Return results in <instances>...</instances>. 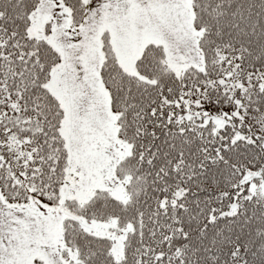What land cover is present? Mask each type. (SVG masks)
Listing matches in <instances>:
<instances>
[{
  "label": "snow or ice",
  "instance_id": "obj_1",
  "mask_svg": "<svg viewBox=\"0 0 264 264\" xmlns=\"http://www.w3.org/2000/svg\"><path fill=\"white\" fill-rule=\"evenodd\" d=\"M0 264H264V0H0Z\"/></svg>",
  "mask_w": 264,
  "mask_h": 264
}]
</instances>
